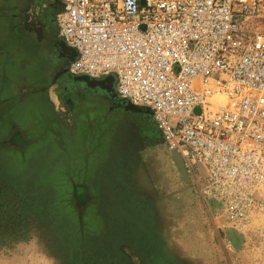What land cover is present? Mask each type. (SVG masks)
<instances>
[{"label": "built area", "instance_id": "1", "mask_svg": "<svg viewBox=\"0 0 264 264\" xmlns=\"http://www.w3.org/2000/svg\"><path fill=\"white\" fill-rule=\"evenodd\" d=\"M57 2L66 73L112 77L118 98L148 109L227 219L264 215V0Z\"/></svg>", "mask_w": 264, "mask_h": 264}, {"label": "rangeland", "instance_id": "2", "mask_svg": "<svg viewBox=\"0 0 264 264\" xmlns=\"http://www.w3.org/2000/svg\"><path fill=\"white\" fill-rule=\"evenodd\" d=\"M256 24L264 28V21ZM69 80L62 74L54 87L59 91ZM91 109L87 128L103 133L107 147L87 167L86 178L111 158H117L112 165L120 169L129 121L140 124V151L127 189H120V198L116 189L108 194L93 187L89 190L96 197L87 192L75 197L72 174L63 173L53 158L43 157L42 167L35 165L53 145L46 133L56 134V127L42 118L25 126L35 127L36 133L23 155L20 141H8L13 133L19 137V126L0 124V264H264V215L244 227L227 219L204 194L203 172L188 171L183 163L181 171L150 115L113 113L106 121ZM64 145L56 140V153ZM82 147L85 152L88 144Z\"/></svg>", "mask_w": 264, "mask_h": 264}, {"label": "crops", "instance_id": "3", "mask_svg": "<svg viewBox=\"0 0 264 264\" xmlns=\"http://www.w3.org/2000/svg\"><path fill=\"white\" fill-rule=\"evenodd\" d=\"M23 3V8H19L17 0H0V124L19 126L22 131L19 137L17 133H13L8 140H19L21 153L25 155L34 141L29 140L36 133L35 127L25 126L35 124L38 118H42L59 131L56 134L46 133L53 145L50 143L43 156L36 158V168L42 167L39 161H42L43 157L53 158V164L61 166L63 173L72 174L73 181L68 180L74 188L75 197L78 194L83 195L78 197H84L87 193L89 197H96L97 194L89 190L93 187L102 188L108 194L110 188L116 189L114 195L120 198V189H127V182L132 179L135 158L140 151V124H131L129 121L131 133L126 137L128 152L123 151L120 155V169L112 165L117 158H111L106 167L102 164L103 167L98 168L91 178H86L87 167L94 163L95 157L103 155L107 147V138L101 132L96 133L93 122V128H87L90 122L87 112L92 108L96 118L106 121L113 113L119 117L121 114L135 113L123 109L125 106L121 104L122 99L112 98L109 91L114 90L113 83L94 86L92 90L83 83L84 86L75 85L74 88H68V84L64 82V89L73 101L69 105L60 99L63 89L57 91L54 84L59 71L63 69L60 60L62 54L55 47L58 40L54 28L48 26L43 12L46 3L43 0H23ZM43 75L45 78H42ZM45 80L46 82L42 83ZM73 82L77 83L76 80ZM54 98H57V103H54ZM26 110L30 112L29 115H24ZM55 138L62 140L65 148L70 149V153L66 154L64 148L56 153ZM85 144H88V147L83 152L82 146L85 147ZM58 154H61L60 158L57 157ZM46 165L44 162V167ZM74 181L77 183L74 184Z\"/></svg>", "mask_w": 264, "mask_h": 264}, {"label": "water", "instance_id": "4", "mask_svg": "<svg viewBox=\"0 0 264 264\" xmlns=\"http://www.w3.org/2000/svg\"><path fill=\"white\" fill-rule=\"evenodd\" d=\"M56 47L59 49V51H60L61 54L68 56V59L69 60H72L74 58V56H75L74 51L71 50V49H69L68 47H66L63 42L58 41V43L56 44ZM66 71L67 70L61 69L59 71L58 76H60L62 74H66ZM74 79L77 80V81H79V82H84L90 88H94V86H100L101 84H104V83H113V78L112 77H106L103 80H91V79H89V78H87L85 76H82V77H76ZM112 91H109V93L112 95V98H115L116 99L117 98V95H116V93H115L114 90H112ZM120 101H121V104L125 106L124 107V110L125 111L145 112L146 114H148V115L151 116V112L148 109H146V108L134 106V105L128 103L127 101H125V100L124 101L123 100H120ZM171 155L177 161V163L181 167V171L183 172V170H182L183 169L182 162L179 159L180 157L175 152L171 153Z\"/></svg>", "mask_w": 264, "mask_h": 264}, {"label": "flooded vegetation", "instance_id": "5", "mask_svg": "<svg viewBox=\"0 0 264 264\" xmlns=\"http://www.w3.org/2000/svg\"><path fill=\"white\" fill-rule=\"evenodd\" d=\"M19 2V5H17L19 8H23L24 6V3H23V0H17ZM60 8L59 6V2H57V0H51V1H47L46 2V5H45V8H44V13L46 15V20H47V23H48V26L51 25L53 26L54 28V31H55V35L57 33L56 31V26H55V14L57 13L58 9ZM57 41V40H55ZM55 46V45H54ZM56 47V46H55ZM61 63H62V67H65L66 64L68 63L69 59L67 56H62L61 57ZM71 79V78H70ZM67 84H68V88H74L75 85H81V86H84L83 84H80V83H76V82H73V80H69V81H66ZM113 87H114V82H113ZM65 87L63 86V94L61 95L63 101H65L66 103H68L69 105L72 103L73 100H71L70 96L66 93V89H64ZM70 94V93H69ZM13 140V139H12ZM11 139H9L8 141H11ZM14 141V140H13ZM14 142H17L19 143V140H15Z\"/></svg>", "mask_w": 264, "mask_h": 264}, {"label": "bare ground", "instance_id": "6", "mask_svg": "<svg viewBox=\"0 0 264 264\" xmlns=\"http://www.w3.org/2000/svg\"><path fill=\"white\" fill-rule=\"evenodd\" d=\"M57 48V47H56ZM62 56H63V54H62ZM64 56H66V55H64ZM68 57V56H67ZM63 70H65V67L63 68ZM66 74H68V73H66ZM68 76L69 77H71V78H73L72 80H75L74 78H76V77H82V76H70L69 74H68ZM77 81V80H76ZM77 83H80V84H84L87 88L89 87L87 84H85L84 82H79V81H77ZM105 84V83H104ZM101 86V85H100ZM103 89V88H102ZM92 90H93V88H92ZM104 90V89H103ZM105 90H106V88H105ZM105 92V91H104ZM107 93V92H106ZM118 98V97H117ZM120 99V98H119ZM115 101V100H114ZM124 109V108H123ZM137 113H139V112H137ZM140 113H145V112H140ZM204 172V171H203ZM234 232H231V236L232 235H234L233 234Z\"/></svg>", "mask_w": 264, "mask_h": 264}]
</instances>
